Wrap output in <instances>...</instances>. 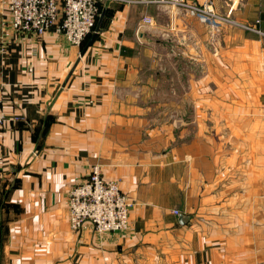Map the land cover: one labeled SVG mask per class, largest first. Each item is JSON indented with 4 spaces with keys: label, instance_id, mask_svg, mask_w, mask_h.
I'll use <instances>...</instances> for the list:
<instances>
[{
    "label": "crops",
    "instance_id": "crops-1",
    "mask_svg": "<svg viewBox=\"0 0 264 264\" xmlns=\"http://www.w3.org/2000/svg\"><path fill=\"white\" fill-rule=\"evenodd\" d=\"M209 1L264 29V0ZM173 12L106 1L100 30L75 46L54 30L15 31L0 1V264H264V37L215 35ZM160 33L187 35L185 47L196 33L203 55L214 45L196 79L213 135L185 149L192 166L156 144L127 102L140 97L141 56ZM207 36L220 40L204 48ZM96 163L135 202L125 233L70 226L69 191Z\"/></svg>",
    "mask_w": 264,
    "mask_h": 264
},
{
    "label": "built area",
    "instance_id": "built-area-1",
    "mask_svg": "<svg viewBox=\"0 0 264 264\" xmlns=\"http://www.w3.org/2000/svg\"><path fill=\"white\" fill-rule=\"evenodd\" d=\"M9 10L12 28L17 32L43 36L54 30L64 35L68 43L81 46L96 30L101 4L109 0H0ZM136 3L138 0H116ZM141 1V0H140ZM182 11L211 27L223 24L240 25L264 37V29L238 23L231 14L215 10L209 0H143ZM259 23L260 20L258 19ZM151 16L143 17V24L152 25ZM4 50V48L1 47ZM0 99V126L5 121ZM69 218L73 230L79 231L91 222L99 233H119L129 229L134 202L121 190L119 182L104 177L101 165H92L89 176L69 191ZM132 201V202H131ZM179 214L178 210L174 211Z\"/></svg>",
    "mask_w": 264,
    "mask_h": 264
},
{
    "label": "rangeland",
    "instance_id": "rangeland-1",
    "mask_svg": "<svg viewBox=\"0 0 264 264\" xmlns=\"http://www.w3.org/2000/svg\"><path fill=\"white\" fill-rule=\"evenodd\" d=\"M173 11L176 17L184 15V17L187 16L197 20V24H202L208 31L210 30L209 32H216V34L212 33L215 35H219L218 32L224 29L228 32L236 27L246 30L238 24H223L220 27L214 28L193 16L186 15V13L181 14V11L179 12L176 9H173ZM226 14H229V12ZM232 18L238 23H243L236 17L232 16ZM245 23L259 25L257 21H245ZM206 32L204 31L203 34L207 35ZM167 34L160 33L153 38V44L149 45L151 48H147L145 54L141 56L142 78L140 77L141 81L137 87L140 90V97L133 102L131 98L127 99V102L140 107L141 111L138 110L140 116L148 120L149 130L151 131V135H149L156 144H159L161 148H177L182 158L185 159L184 161L192 166L195 163V156L192 153L185 152V149L187 147L190 149L196 148L195 142L197 141L198 134L200 136L203 134L205 137H212L213 135L211 114L207 111L197 113V101L201 103V99L199 100L197 96L198 87L196 79L203 73V64L201 62L205 61L207 59L206 56L210 55L209 51L213 50L214 45L209 47L208 43L211 40L215 41L214 38L216 37L210 38L207 36L209 39L200 40L204 44V48L208 46L209 49L207 50L206 48L203 55L202 50L199 49V45H196V38H198L196 33H194L196 36H188L191 37L188 39L192 44L191 46L186 45L187 47H185V44H182V39L185 42L187 35L179 34L175 35L174 39H171L170 36L172 35ZM219 40L217 39V41ZM139 130L142 138H145L147 131L149 132V130H143L141 127ZM117 181L120 185V181ZM121 190L130 198L122 188ZM134 206L135 202L132 208ZM125 232L127 230L119 233Z\"/></svg>",
    "mask_w": 264,
    "mask_h": 264
},
{
    "label": "water",
    "instance_id": "water-1",
    "mask_svg": "<svg viewBox=\"0 0 264 264\" xmlns=\"http://www.w3.org/2000/svg\"><path fill=\"white\" fill-rule=\"evenodd\" d=\"M101 25H102V23H101V21H99V23H98V25H97L96 30H95L94 33L98 32V31L100 30ZM142 33H143L142 30H140V31H139V34L142 35ZM185 219H186V216H185V215H183V214H179V220H180L181 222H184Z\"/></svg>",
    "mask_w": 264,
    "mask_h": 264
}]
</instances>
